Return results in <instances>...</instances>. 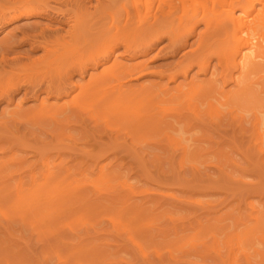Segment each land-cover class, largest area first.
Returning <instances> with one entry per match:
<instances>
[{
	"label": "rangeland",
	"instance_id": "374dc122",
	"mask_svg": "<svg viewBox=\"0 0 264 264\" xmlns=\"http://www.w3.org/2000/svg\"><path fill=\"white\" fill-rule=\"evenodd\" d=\"M47 4L58 14L0 25V46L20 41L28 23L37 28L23 30L33 35L62 34L68 13L96 10L94 0L86 8ZM208 28L152 35L127 52L120 45L96 67L89 55L32 63L43 52L26 41L0 51V87L20 88L0 98V264H264V138L255 118L264 117V80L253 85L262 91L257 106L219 104L234 89L223 83L226 72L215 58L203 72L195 58ZM114 63L125 95L135 96L124 100L126 110L78 96L80 85ZM127 67L135 70L126 74ZM208 82L211 97L175 104L167 117L150 119L161 120L157 126L125 121L148 98ZM46 163L57 184H45ZM236 234L241 249L232 263Z\"/></svg>",
	"mask_w": 264,
	"mask_h": 264
},
{
	"label": "bare ground",
	"instance_id": "6f19581e",
	"mask_svg": "<svg viewBox=\"0 0 264 264\" xmlns=\"http://www.w3.org/2000/svg\"><path fill=\"white\" fill-rule=\"evenodd\" d=\"M54 1H61L62 4L67 6L70 4L73 5L72 7L85 8V4H90L91 2V0ZM94 1L96 4L94 5V8L96 10H93L95 11L92 12L93 14H87V8L86 10H83L85 13H75V11L72 15L70 14L71 12L68 14L66 13L69 16H67V20H70L64 33L58 34L54 31L46 33L48 30L42 32L41 29L33 35L32 33L30 34L27 32L28 30L36 29L37 26L28 23L23 27L27 32H24L25 29L23 30L22 28L23 36L20 41L18 39L11 40L7 45L0 46V51H9L7 49L12 48L9 46L11 43L15 42L16 44H21L26 41L28 43L30 42L32 50L41 48L43 52L42 57L35 59L32 63H38L41 59L43 60L44 57H58L65 54H71L78 58L89 55L90 58H92L90 60L93 62L92 66L96 67L101 62L99 59H102L105 62L109 55L112 54L115 47L121 45L127 52L131 50L130 48L134 43L144 39L148 40L152 35L157 37L159 33L168 34L173 32L171 35L176 37L181 30H188V27L196 26L203 22L206 30L209 27L208 29H210V31L208 33V38L204 37L207 40L198 41L200 44V46H198L200 50L195 54V58L198 60L197 63H199L198 66L200 70L206 72L209 62L207 59L215 58L218 65L222 68V71L226 72L223 76V83H231L234 88L233 90L223 91L221 93L223 101L220 102V100L217 99V101L220 102L218 103L225 104L232 103L231 101H233V103L237 102L236 104H238V102L239 104H242L243 102L245 105L246 102H250L253 103V107H255L257 106L255 104L261 101L259 93L262 91L258 92L254 89L253 85L257 84L259 80H264V0ZM5 2L6 3L3 5L6 4V6L0 5L1 26L6 23L5 21L11 22L21 18L40 16V14L49 15L51 12L57 14L59 12L48 8V0H5ZM41 7H43V9ZM218 10H221V12ZM62 12H60V14ZM175 29H178L179 31L176 30L177 32H175ZM187 33L191 34L193 33V30L190 29ZM9 36L15 38L14 34H9ZM140 42L139 45L141 44ZM34 43H36V45H33ZM201 61H204V63L201 64ZM206 61L208 62L205 63ZM85 67V64L79 63L78 68L79 70H82V73L84 72ZM113 67H116L115 63L113 66L104 69L102 73H98L95 76L93 75L87 85L82 87L80 85V93L78 96H85L84 92H88L90 96L89 98L92 102L102 101L105 104H108L111 108L115 105H119L120 110L122 108L126 110L125 108L128 106L124 105V100L131 98L134 99L135 96L130 95V97H127L125 95L126 93L123 91L125 83L117 81ZM134 68L135 67H127L123 68L122 71L127 74L130 73L127 72L128 70H135ZM187 69L183 70V74L187 73ZM169 79L174 80L175 75L169 76ZM110 80L115 81V84H112ZM19 89V82L9 83L6 87H0V98L4 97L11 91ZM59 89L62 92L60 84H57L55 90L59 91ZM52 91V86L49 84L47 86V93L52 94ZM137 92H139V95L146 93L142 90H138ZM212 92L213 89L210 82L206 84L191 83L185 91H182L181 87L178 86L175 88L174 95L167 96L169 92L165 91L164 93L167 97L162 98L158 102H154L150 98H145L146 100L144 104L138 106L140 109L137 108L133 112L131 111V114H127V119H125V121L131 119L129 120L130 122L135 118L138 126H147L149 124L154 126L155 124L162 122L161 120H157L160 121L159 123L150 121L155 115H161V119H163L167 117V113H169L170 110L175 108V104H181L184 101L183 105L189 102L187 104L189 106L190 99L203 96L211 97ZM65 94H67V92ZM78 96L71 100L72 103H76L74 105H77V102L80 99ZM213 105L214 104L211 101L208 102V108L211 109V107H214ZM141 109L144 111L147 109V111L143 112ZM154 110L156 111L154 112ZM135 111L138 112L134 113ZM255 118L258 119L256 134L259 139L264 138V130L258 127L264 125V121H262L264 120L262 119L264 117L261 118L262 120L256 116ZM49 172L50 167H48V164L46 163V170L44 175L42 174L44 182L48 179L45 184H57L59 180H55L54 177L49 178ZM19 188H16V190ZM253 219L256 220L257 218L253 217ZM237 234L234 235V237L232 236V238H235L234 245L236 247L232 248L234 249V252L231 251L232 254L229 258L231 262L235 257H233V255L235 252H238L240 248L238 245L239 236ZM228 264H230V261Z\"/></svg>",
	"mask_w": 264,
	"mask_h": 264
}]
</instances>
